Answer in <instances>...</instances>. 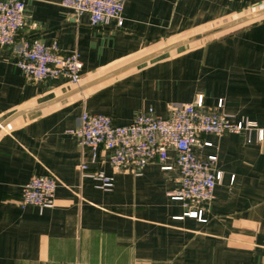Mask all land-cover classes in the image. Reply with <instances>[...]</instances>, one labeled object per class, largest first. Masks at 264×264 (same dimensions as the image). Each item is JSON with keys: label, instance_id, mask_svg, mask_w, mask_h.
Wrapping results in <instances>:
<instances>
[{"label": "crops", "instance_id": "crops-1", "mask_svg": "<svg viewBox=\"0 0 264 264\" xmlns=\"http://www.w3.org/2000/svg\"><path fill=\"white\" fill-rule=\"evenodd\" d=\"M18 41L77 51L81 82H34L0 47V264H264V140L206 134L223 179L202 218L174 196L177 169L157 161L140 176L116 172L111 153L94 160L73 131L84 111L126 125L152 109L202 94L224 100L234 121L264 129V0H123L124 24L93 26L62 0H25ZM210 36L191 40L212 29ZM174 157L175 152L170 151ZM114 178L106 191L79 165ZM169 162H172L170 160ZM54 175L55 205L21 207L23 186Z\"/></svg>", "mask_w": 264, "mask_h": 264}, {"label": "built area", "instance_id": "built-area-1", "mask_svg": "<svg viewBox=\"0 0 264 264\" xmlns=\"http://www.w3.org/2000/svg\"><path fill=\"white\" fill-rule=\"evenodd\" d=\"M62 5L76 17L87 14L93 26L111 21L119 27L124 24L123 0H62ZM27 23L25 0H0V47L14 50L15 64L26 78L34 82L63 79L79 84L82 79L79 53H64L56 42L45 45L39 39L18 41ZM224 105L222 99L216 107H207L203 95L198 94L191 103H172L166 118L149 109L126 125L113 123L108 115L84 111L73 134L80 148L91 153L94 160L100 150L109 151V164L116 172L140 176L153 161L162 164L165 171L177 169L181 187L174 198L182 201L186 216L203 219L204 207L213 201L215 189L223 179V172L216 167L218 156L202 157L197 152L212 145L203 136L244 134L252 142L253 134L257 133L258 140H264V129L257 122L234 121ZM171 150L174 157L169 154ZM79 170L83 177L92 178L97 188L109 191L114 186L113 177L100 170H90L86 161L79 165ZM58 186L54 175L31 177L22 188L20 206L53 207Z\"/></svg>", "mask_w": 264, "mask_h": 264}, {"label": "water", "instance_id": "water-1", "mask_svg": "<svg viewBox=\"0 0 264 264\" xmlns=\"http://www.w3.org/2000/svg\"><path fill=\"white\" fill-rule=\"evenodd\" d=\"M219 30H220L219 28L212 29L210 31H207V32H204V33H201L199 35H196V36L192 37L191 40L193 41L194 39H200V38H203V37H207V36L213 35V34L217 33Z\"/></svg>", "mask_w": 264, "mask_h": 264}]
</instances>
